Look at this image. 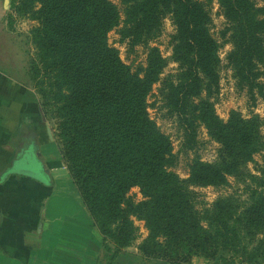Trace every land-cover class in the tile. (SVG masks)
Segmentation results:
<instances>
[{
	"label": "trees",
	"instance_id": "trees-1",
	"mask_svg": "<svg viewBox=\"0 0 264 264\" xmlns=\"http://www.w3.org/2000/svg\"><path fill=\"white\" fill-rule=\"evenodd\" d=\"M118 1L121 11L112 0L11 3L37 21L30 33L36 58L31 75L51 104L61 159L105 251L107 243L115 253L132 246L138 221L147 232L138 245L144 259L264 264V137L257 116L232 111L223 122L209 101L219 79V45L207 10L212 0ZM216 3L225 20L220 38L231 44L227 64L238 89L254 102L264 95V0ZM166 16L175 29L171 58L178 71L166 81L164 98L181 123V151L201 145V127L219 146L212 163L194 157L184 179L173 171L178 155L170 140L148 113L147 98L165 60L151 47L145 67L132 71L107 42L116 30L129 49L148 45ZM256 154L263 155V164L249 174L245 200L230 195L196 208L195 188L223 187L228 177L246 174ZM133 188L138 201L129 195Z\"/></svg>",
	"mask_w": 264,
	"mask_h": 264
},
{
	"label": "rangeland",
	"instance_id": "rangeland-1",
	"mask_svg": "<svg viewBox=\"0 0 264 264\" xmlns=\"http://www.w3.org/2000/svg\"><path fill=\"white\" fill-rule=\"evenodd\" d=\"M17 0H9L6 4V15L4 16V34L0 37V66L5 69L10 76L16 80L27 84L34 91L39 104H42L43 119L52 128L53 136L55 134V120L52 112L50 102L42 97L39 92V88L35 87L36 80L32 77L30 70V62L36 60L34 45L31 42V31L37 27V21L31 20L27 15H22L16 7H11V3ZM112 2L121 11L122 6L118 0H112ZM209 16L211 18L210 32L213 38L217 41L219 49L217 55L219 57V63L217 66L218 72V86L211 90L209 101L212 103L215 114L223 122L227 121L230 112L235 111L243 118H250L255 115L260 121V133L264 137V95L257 97L254 102L248 100L244 90H239L236 81L233 76L231 67L227 64L226 55L231 51V44L225 39L220 38V32L225 26V20L220 13L216 0H212L207 6ZM122 18V13H121ZM174 26L169 16H166L162 21L161 32L158 37L150 41L148 45H138L129 49L126 43H119L118 34L116 30H112L107 35L108 44L118 51L121 61L129 66L132 71L137 70L139 67L144 68L146 64V56L148 48L155 47L158 49L161 57L165 60V67L162 69L158 76L157 82L152 86L151 92L148 95L147 103L149 105L148 113L150 117L155 121L159 130L168 137L171 142L173 152L178 155V164L173 170L180 178L187 177L188 164L194 157H198L203 162L212 163L216 160L218 144L212 141L206 130L201 127L198 133V139L201 145L195 150L184 153L181 151L182 144V127L181 123L172 112H170L167 102L164 98L166 94V81L173 78L178 71L177 63L173 62L171 56V43L170 38L174 34ZM60 155V153H59ZM263 155L256 154L254 156V162L246 165V174L239 177H228L226 185L223 187H203L195 188L197 193L196 208L200 211L209 207L216 199L234 195L238 200L243 201L246 199V188L251 185L249 174L256 175V164H263ZM61 158V156H60ZM62 160V159H61ZM63 162V161H62ZM64 164V163H63ZM26 165V166H25ZM65 166V165H64ZM15 167L24 168L26 173L34 175L39 180L45 181V174L39 173L37 168L33 169L30 164H25L21 160H17ZM67 183H60L62 188ZM74 189L75 186L70 180V183ZM76 190V189H75ZM76 192V191H75ZM129 195L136 201L141 199L138 188L130 190ZM58 206L66 205L67 211H57L56 213H65V216L72 217L78 215L79 211L69 203L65 202H52L51 204ZM63 216V215H62ZM83 223V220H80ZM92 222V221H91ZM135 225L139 228V237L134 244L118 253H115L114 246L107 243L108 249L105 251L102 245V236L98 234L100 238V244L95 248L94 241L87 238L85 227L81 224L76 228L78 235L71 236L68 234L61 243L67 249L79 250H97L100 253L97 262L101 264H152V261L156 264H167L161 260H152L150 262L140 259L136 260L135 254L140 255L138 252V245L146 237L147 232L144 228L143 222L135 221ZM75 230V229H73ZM97 232V231H96ZM81 234V235H80ZM83 234V235H82ZM86 237V239H85ZM96 238V237H95ZM91 242V243H89ZM223 256L229 257V255L222 253ZM120 256V257H119ZM119 258V259H118ZM156 261V262H155ZM189 264H223L217 260H206L201 257H193ZM235 264H246L244 262Z\"/></svg>",
	"mask_w": 264,
	"mask_h": 264
},
{
	"label": "crops",
	"instance_id": "crops-1",
	"mask_svg": "<svg viewBox=\"0 0 264 264\" xmlns=\"http://www.w3.org/2000/svg\"><path fill=\"white\" fill-rule=\"evenodd\" d=\"M5 15L6 3L0 0V37ZM17 160L37 168L45 181L15 167ZM70 180L34 91L0 66V264H101L96 263L100 255L96 249L61 246L68 234L78 235L80 224L95 248L100 244L98 231ZM62 182L67 183L63 188L58 185ZM54 201H66L78 215L56 213L67 210L66 205L51 204ZM133 258L141 257L135 254Z\"/></svg>",
	"mask_w": 264,
	"mask_h": 264
},
{
	"label": "water",
	"instance_id": "water-1",
	"mask_svg": "<svg viewBox=\"0 0 264 264\" xmlns=\"http://www.w3.org/2000/svg\"><path fill=\"white\" fill-rule=\"evenodd\" d=\"M9 0H4V2L7 4Z\"/></svg>",
	"mask_w": 264,
	"mask_h": 264
}]
</instances>
